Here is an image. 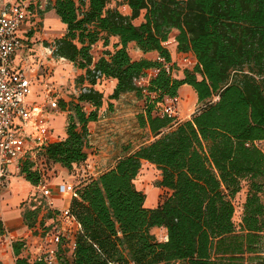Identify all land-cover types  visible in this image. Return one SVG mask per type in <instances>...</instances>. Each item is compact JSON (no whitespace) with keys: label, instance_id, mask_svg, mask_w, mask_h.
Here are the masks:
<instances>
[{"label":"trees","instance_id":"trees-1","mask_svg":"<svg viewBox=\"0 0 264 264\" xmlns=\"http://www.w3.org/2000/svg\"><path fill=\"white\" fill-rule=\"evenodd\" d=\"M47 1L45 10L52 9L65 29L53 40L52 54L83 73L76 78V97L58 100L68 112L64 137L39 156L67 170L87 158L89 123L104 101L95 88L100 79L114 81L109 100L125 93L143 100L137 125L153 138L124 146L112 165L75 186L68 208L81 230L71 254L61 252L57 264H264V152L258 147L264 139V0ZM172 30L176 52L196 59L179 76L164 44ZM97 42L111 49L95 58ZM131 43L155 57L132 58ZM148 71L147 84L136 85ZM184 84L195 92L198 107L179 121L161 113L160 104L175 99ZM143 161L159 170L156 186L168 191L153 209L145 207L146 195L134 183ZM19 172L32 185L41 181L32 162H22ZM243 181L236 226L233 198ZM40 212L30 200L21 212L24 226L33 229L53 217L50 210L42 217ZM153 228L165 230L164 241ZM23 245H11L15 264H43L28 261Z\"/></svg>","mask_w":264,"mask_h":264},{"label":"rangeland","instance_id":"rangeland-1","mask_svg":"<svg viewBox=\"0 0 264 264\" xmlns=\"http://www.w3.org/2000/svg\"><path fill=\"white\" fill-rule=\"evenodd\" d=\"M26 5L29 6V16L27 17V23L23 26V30L25 31L24 37L25 45L32 49L30 51L32 55L33 63L30 62V67L38 66L37 70H33L36 73V84H40L41 80H49L52 90V96H56L57 100L64 99L70 100L74 99L79 91V85L76 82V78L79 74L83 73V70L78 69L73 65V63L69 62L64 58L55 57L52 54V46L53 40L55 38L60 37L64 32V25L60 22L56 14L52 9L45 10L48 5L47 0H24ZM111 6H115L116 3L112 1L110 3ZM119 9L123 13H129V9L123 4L118 5ZM135 22H138L136 20ZM175 30H172L168 40L164 43L165 46L170 50L172 59L178 60L179 57L175 52L176 42L173 38L175 34ZM111 42H114V38L110 39ZM105 48H110L111 45L107 47H103L101 42H97L91 48V52L95 58H97ZM128 52L130 56L134 59L141 57V54L135 48L134 44L128 45ZM148 58H153L154 55L148 54L146 55ZM180 62V61H179ZM152 74V71H148ZM181 74V70H178L177 67H174L173 75L179 76ZM41 75V79L39 76ZM40 80V81H39ZM114 86V81L111 79H100L98 83L95 85V88L103 93V105L99 109L98 114L100 117V125L96 127H91V133L97 134L99 132H106L107 138L113 137L110 139L112 145H110L113 149L108 152L110 154L107 156V160L105 164L97 165L95 161H93L92 157L88 161L82 162L81 165H73L70 170H67L61 167L59 164L49 162L44 159L41 155L37 158L36 164L34 168H38L41 173V181L42 183L48 185L49 187L59 183L62 190H64L63 181H72L75 184L84 183L91 177H96L101 171L105 170L109 167V163H112L115 157L118 156L120 150L124 146H129L130 148H134L140 143L147 142L152 140V136L150 133L141 129L137 125L136 114L143 107V100L138 99L134 96L133 93L123 95L118 100H109L108 95L111 93L112 88ZM37 92L38 98L40 101L42 100V96L40 94L44 91L43 84H40V87ZM193 91L187 90L178 94L177 97L172 101V105L174 107V112L179 121L185 120L189 118V116L196 110L198 104L196 103V98L193 96ZM111 102L112 107L110 109L107 108V103ZM128 106H125V105ZM127 109V110H125ZM58 112L54 114L53 125L55 127V137L54 141L59 140L64 137L65 126H66V116L67 111H62L58 107ZM52 119V117H51ZM91 144L87 147V155L89 154H98L99 151V143L97 142L96 136L92 135L90 137ZM107 146V144H106ZM258 147L264 152V139L258 143ZM107 148V147H106ZM121 155V153L119 154ZM88 157V156H87ZM145 175L142 178H139L138 184L144 187L146 186H156V170L154 167L146 168L143 171ZM17 179L20 182H24L25 179L19 173H16L13 176V179ZM246 181L242 182V189L234 196L233 204H234V215L233 222L236 226L240 224L241 215H242V207L246 194ZM35 185H28L24 188V195H20V199H16L13 203V194L11 193L10 188L5 191V189L0 190V212L2 209L11 207L20 209L21 212L24 208L28 207L30 200H33L37 206L41 207V212L39 217H42L48 210L46 206V200L40 196L37 189L34 188ZM160 189L157 191V201L158 203L168 194V191L165 188L159 187ZM6 193H5V192ZM65 191V190H64ZM12 196V197H11ZM151 197H155V193H150ZM32 198V199H31ZM22 200V201H21ZM66 200L63 198L61 200V206L64 204ZM53 207V200L52 206ZM54 209V208H52ZM1 217V215H0ZM50 219H45V224H50ZM43 225H36L33 229H26L22 234L6 236L2 244V253L5 264H15V258L12 253L11 245L15 241H22L27 249L30 251L35 250L44 243L43 239ZM155 237L158 240H162L163 232L155 231ZM25 255V252H24ZM0 264H2L0 262Z\"/></svg>","mask_w":264,"mask_h":264},{"label":"built area","instance_id":"built-area-1","mask_svg":"<svg viewBox=\"0 0 264 264\" xmlns=\"http://www.w3.org/2000/svg\"><path fill=\"white\" fill-rule=\"evenodd\" d=\"M28 16L29 8L24 0H14L0 7V190L19 173L22 162H32L34 167L40 151L53 141L49 115L58 109V100L56 96H52L49 80H41L44 90L42 100L39 103L32 101L30 98L36 86V75L32 71L29 73L21 60L17 61L15 57L25 47L23 26L27 23ZM176 53L180 62L172 59L173 70L174 67L178 70L191 69L196 64L191 52ZM166 68L168 69V65ZM150 75L148 72L136 79V85L143 88ZM173 100L167 99L160 104V112L176 115ZM63 184V191L70 197L75 194L77 184L72 181H63ZM34 188L46 200V206L52 211L53 217L50 218L49 225L45 224L42 239L44 243L32 251L24 244L23 255L25 252L24 257L30 262L57 264V257L61 252L71 254L81 226L68 206L52 209V191L48 185L39 182Z\"/></svg>","mask_w":264,"mask_h":264},{"label":"crops","instance_id":"crops-1","mask_svg":"<svg viewBox=\"0 0 264 264\" xmlns=\"http://www.w3.org/2000/svg\"><path fill=\"white\" fill-rule=\"evenodd\" d=\"M12 1H14V0H0V7H2L3 5H6V4H8V3L12 2ZM31 50L32 49L28 48L25 45V47L22 50L18 51L16 53V55H15L16 60L17 61L21 60V64L26 68L27 71H29V73L31 71H32L31 73H33V70H37L38 69L37 68L38 66L30 67V62L33 63V61H34L32 59V55L30 53ZM137 51H139V50L137 49ZM139 52H140L141 56H144V57H146V55H148V54L154 55V57L156 55L154 52H149V53H145V54H143L141 51H139ZM171 57H172V55H171ZM36 73L37 72H34L33 74L36 75ZM39 78H41V75L39 76ZM39 87H40V84H36V86L34 87V90H33V94H32V96L30 98L32 101L35 100L37 103L40 102V98H38L39 96L36 97L37 96V92H39L38 91ZM187 90L193 91V89L189 85L184 84V85H182L179 88L178 94H181L182 92L187 91ZM193 93H194L193 94V96H194L195 92L193 91ZM42 94H43V92L40 94V96H42ZM127 94H131V93H125V94H122L121 96L127 95ZM194 98H196V95L194 96ZM125 106H128V105L126 104ZM125 110H127V109H125ZM57 112H58V110L56 109L53 112H51L50 115H49V126H50V128L52 130L53 140H54V137H55V127L53 125V121L52 120L55 117L54 114L57 113ZM51 117H52V119H51ZM100 122H101L100 117H98V119L96 121L90 122L89 123V127H88V130H89L88 143L89 144L92 143L91 139H90V137L92 135L96 136V139H99V140H97V142L99 143V146H98L99 147V151H97L98 154L96 155L94 153V154L91 155V154L88 153V155H87L88 157L84 160L86 162V161H88L90 159L89 157H92L93 161H95V163L97 165L105 164L106 160H107V156L110 155V154H108V152L113 149L110 146V145H112L111 142H110V139H112L113 137H110V138L105 137L106 136V132H104L102 130H101V132H99L97 134L91 133V127L93 128V127H96L97 125H100ZM106 144H107V146H106ZM139 145H137V146H139ZM137 146H135L134 148H136ZM122 149L120 150L121 154H123V150ZM119 154H118L117 157H115V159L113 160L112 163H109V166L112 165L114 163V161L120 156ZM81 164H82V162L79 163V164H74V166L75 165H81ZM151 167H154V169L156 170L157 174H156L155 179L158 180L159 177H160L159 170L153 164L149 163L148 161H143L142 162L141 169L139 170V173L137 174V176H136V178L134 180L136 188L139 189V190H142L145 193L146 197H145V203L144 204H145V207L149 208V209H153V208H155L157 206L158 201H157L156 197H157V191L160 188L159 187H155L153 185H151L150 187L149 186L144 187L142 185H139L137 180L139 178H142V177L145 176L143 174L144 169H146V168H150L151 169ZM62 182H63V180H62ZM26 184L31 185L26 180L24 182H20L17 179H15V178L13 179L12 178L9 181V184L4 188L5 191H7V189L11 187L10 191L13 194L12 195L13 197L11 196L13 198V201H12L13 203L16 201V199H18L20 197V195L22 196V194L24 193L23 191H24V188L26 187ZM50 188H51V191H52L53 208L54 209H62L64 207H67L69 199H70V195L62 190V188L60 187L58 182L56 184L50 186ZM9 192L7 191V193H9ZM152 192L155 193V197H151L150 196V193H152ZM63 198L66 201L61 206V200H63ZM0 215H1L0 219H1L2 223H3V225H4V228H5V234L2 237H0V262L2 264H5V261L3 259L1 242L3 243L5 237L8 236V235L9 236H13V235L22 234L23 231L26 229V227L23 224V220H22V217H21V210L20 209L8 207V208H5V209H2L1 212H0ZM159 230L162 231L163 234H164L162 240H160V241H164L165 240V230L163 228H153L151 230V232H152V234H155V231H159Z\"/></svg>","mask_w":264,"mask_h":264}]
</instances>
